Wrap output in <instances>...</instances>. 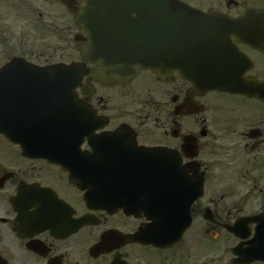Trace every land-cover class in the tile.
<instances>
[{
	"label": "flooded vegetation",
	"instance_id": "af4514ba",
	"mask_svg": "<svg viewBox=\"0 0 264 264\" xmlns=\"http://www.w3.org/2000/svg\"><path fill=\"white\" fill-rule=\"evenodd\" d=\"M182 1L233 22L224 89L85 60L88 0H0V264H264V0Z\"/></svg>",
	"mask_w": 264,
	"mask_h": 264
},
{
	"label": "water",
	"instance_id": "95a60500",
	"mask_svg": "<svg viewBox=\"0 0 264 264\" xmlns=\"http://www.w3.org/2000/svg\"><path fill=\"white\" fill-rule=\"evenodd\" d=\"M73 12L89 32L82 47L87 61L132 74L137 66L161 73L188 63L211 87L225 85L232 53L227 38L235 32L233 22L217 13H202L180 0H88L83 11Z\"/></svg>",
	"mask_w": 264,
	"mask_h": 264
},
{
	"label": "rangeland",
	"instance_id": "374dc122",
	"mask_svg": "<svg viewBox=\"0 0 264 264\" xmlns=\"http://www.w3.org/2000/svg\"><path fill=\"white\" fill-rule=\"evenodd\" d=\"M0 51H4V49L1 48V45H0Z\"/></svg>",
	"mask_w": 264,
	"mask_h": 264
}]
</instances>
